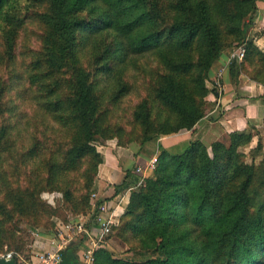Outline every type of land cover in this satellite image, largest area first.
Masks as SVG:
<instances>
[{"label": "trees", "instance_id": "trees-1", "mask_svg": "<svg viewBox=\"0 0 264 264\" xmlns=\"http://www.w3.org/2000/svg\"><path fill=\"white\" fill-rule=\"evenodd\" d=\"M258 1L0 0V253L25 264L23 223L55 227L70 212L97 226L96 142L141 151L192 130L207 94L218 96L208 73L227 48H244L228 64L230 81L243 75L264 86V51L249 36ZM137 180L116 188L131 189L111 229L127 252L149 256L102 247L95 264H264V144L255 124L209 147L190 138L178 153L162 149Z\"/></svg>", "mask_w": 264, "mask_h": 264}, {"label": "crops", "instance_id": "crops-1", "mask_svg": "<svg viewBox=\"0 0 264 264\" xmlns=\"http://www.w3.org/2000/svg\"><path fill=\"white\" fill-rule=\"evenodd\" d=\"M259 1L257 6L263 2ZM232 50L233 48L225 50L210 68L208 83L213 86V80L220 71L224 90L218 97L211 91L208 93L205 115L192 130H182L157 138L156 141L147 142L141 151L136 144L122 147L114 140L100 145L101 148H98V151L103 156V162L98 168L93 188L96 199H103L101 204L108 206L109 213L103 216L106 217L112 213L114 222L118 220L127 204L129 192L124 189L121 193H116V188L122 183L130 184L136 178L135 167L146 165L150 157L155 155V145L170 153H178L186 147L190 138H197L209 147L213 141H227L229 132L243 130L248 123L258 127L264 125V86L243 75L239 77L236 84L230 81L228 56ZM74 255L79 258L78 247Z\"/></svg>", "mask_w": 264, "mask_h": 264}, {"label": "built area", "instance_id": "built-area-1", "mask_svg": "<svg viewBox=\"0 0 264 264\" xmlns=\"http://www.w3.org/2000/svg\"><path fill=\"white\" fill-rule=\"evenodd\" d=\"M244 55V48L238 46L233 48L228 56V64L233 58L241 60ZM221 72L219 71L213 80V87H216L218 96L223 92L224 85L221 82ZM217 96V97H218ZM157 165V155H153L147 161L146 165H138L134 169V173L138 176L135 186L142 185L147 177ZM131 188L127 189L129 192ZM120 200V199H119ZM96 201V193L91 196V205L94 207ZM109 213L108 206L100 204L97 206V226L86 225V221L81 217H71L67 221H60L55 225V229L46 231L50 236L49 249L44 250L36 255L35 261L28 262L22 256H17L25 262V264H58L62 258V253L68 246L75 242L79 248L78 264H95V253L99 248H107L108 235L111 233V224L114 222L112 213L108 216L103 214ZM35 229L29 228L28 231L35 233ZM28 234V233H27ZM29 235V234H28ZM37 236L41 233H37ZM39 241V240H38ZM42 242V241H39ZM0 259H14L13 251H4L0 253Z\"/></svg>", "mask_w": 264, "mask_h": 264}, {"label": "rangeland", "instance_id": "rangeland-1", "mask_svg": "<svg viewBox=\"0 0 264 264\" xmlns=\"http://www.w3.org/2000/svg\"><path fill=\"white\" fill-rule=\"evenodd\" d=\"M263 1V2H260ZM259 2V6H257V9L255 11V15L253 17V25L252 27L249 29V36L254 40V42L258 45V47L260 49H262L264 51V0H260ZM261 9V10H260ZM260 10V11H259ZM259 11V12H257ZM230 48L233 47H229L226 50H230ZM207 86L208 87H213L212 84L207 82ZM208 95V94H207ZM207 107V105L205 104V108ZM182 131V130H180ZM178 131V132H180ZM259 136L263 141L264 144V125L259 127ZM114 140L116 141V139H109L103 142H96L97 145V150L98 148H101L100 145H104L106 144V142ZM156 141V139H154ZM257 140V137L254 138L252 145H255ZM135 144V143H132ZM162 148L160 146H156L154 147V152L155 155H158L161 152ZM249 151V148H246V152ZM101 153V152H100ZM257 159L256 161L260 158V154L256 156ZM248 161L250 160V156L248 154L247 156ZM95 192V189L93 188V193ZM92 193V194H93ZM91 194V196H92ZM56 197H59L58 195L52 196V194H44V198L47 200H56ZM71 217H77L72 215V213L68 212L67 213V219L71 218ZM85 221L87 219V216L83 218ZM56 224L59 223L60 221L65 222V220L62 219H58L55 218ZM30 224L28 223H23L20 225V231L19 233H21V231H23V233H28L29 234V238L31 239L30 243L26 246V251H23L20 253V255L28 262H33V260L35 261L36 259V255L38 253L43 252L46 249H49V238L50 236L46 233V231H50L55 229V227H45V226H38L36 227L35 233H32L31 231H28V229L30 228L29 226ZM37 233H41V235L37 236ZM39 241H42L40 243H38ZM37 242V243H36ZM113 255L115 256H119V257H126V258H130V259H138V260H142L145 259L146 257L149 256V254H143L141 252H127V246L126 244H124L119 238H117L114 235V231L113 229H111V233L108 236V246L107 248ZM4 251H11L8 249H4ZM67 253H70L73 256V260L76 262V264H78L79 262V258H77L76 255H74L72 252L68 251Z\"/></svg>", "mask_w": 264, "mask_h": 264}, {"label": "water", "instance_id": "water-1", "mask_svg": "<svg viewBox=\"0 0 264 264\" xmlns=\"http://www.w3.org/2000/svg\"><path fill=\"white\" fill-rule=\"evenodd\" d=\"M73 256L67 253V249L63 251L62 258L58 264H76ZM0 264H18L14 259H0Z\"/></svg>", "mask_w": 264, "mask_h": 264}]
</instances>
